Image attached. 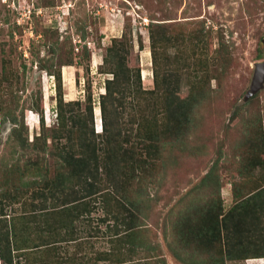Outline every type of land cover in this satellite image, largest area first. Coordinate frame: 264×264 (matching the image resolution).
Masks as SVG:
<instances>
[{"label": "rangeland", "instance_id": "obj_1", "mask_svg": "<svg viewBox=\"0 0 264 264\" xmlns=\"http://www.w3.org/2000/svg\"><path fill=\"white\" fill-rule=\"evenodd\" d=\"M151 28L166 39V42L161 40L158 43L155 38L156 65L152 63L148 37ZM83 32L86 37L81 39ZM70 43L75 47L69 60L66 51ZM165 43L171 44L165 46ZM83 44L90 49L86 57L81 53ZM229 44L232 52L223 66L220 53ZM111 46L118 55L112 59V63L127 65L128 70L124 71V75H128V80L124 79L131 91L126 90L122 94L115 91L105 100L107 131L104 132L100 120L99 94L103 92L104 79L111 77V74L101 73L98 68ZM179 51L183 57H178ZM176 56L178 60L183 58V62H188L190 67L205 64L208 76L201 77L198 85H189L193 83L189 68L176 70L180 90L173 98L187 100L193 94H198L201 88L207 93L204 101L194 107L192 128L185 141H163L153 171L154 182L145 192L149 213L143 215L145 218L140 223V233L148 243L147 247L153 248L144 247L142 252L138 250L127 259L147 257L153 264H198L201 252L177 247L174 242L171 224L177 212H182L191 203L208 200L211 195L214 197L218 188L223 207L228 210L250 192L264 186V80L255 93L243 98L250 86L255 63L264 61V0H0V110L7 117L12 113L17 121L14 132H11L14 126L11 121L0 122V202L7 201L1 192L10 191L16 201L8 210L11 208L17 214L23 213V217H29L30 210L40 213L38 218L41 221H31L27 227L23 219L20 225L24 231L23 237L28 229L25 238L27 245L44 244L42 239H54L50 245L27 250V255L19 258L20 264L107 263L92 260L96 253L109 247L107 227L112 224L111 216L108 221L99 218L115 214L103 211V197L95 195V199L86 198L91 210L83 212L73 224L76 235L82 238L68 247L56 245L59 239L53 235H42L50 220L53 223L57 220L50 218L45 221V210L41 208L47 202L59 203V199L54 200L50 192L60 196L62 189L65 188V192L69 190L66 189L70 185L68 180L74 181L68 178L71 161L65 157L79 143H75L74 137L68 140L66 135L78 134L72 121L78 113L80 118L86 120L85 125L91 127L85 113L88 103L83 100L87 95L85 85L90 86L92 95L94 132L103 134L94 143L97 157L95 175L102 180L100 184L103 187L111 189L106 184L105 172L99 167L103 163L101 154L103 157L106 155L103 152L105 143L101 142L108 130L118 131L116 143L120 142L122 147L118 154L124 149H133L134 143L142 138L133 133L138 131L141 114L146 115L145 108L138 106L140 89H154L153 67L156 66L157 79L161 81L166 73L173 70ZM64 61L71 63L64 64ZM49 63H52V68L60 69L63 101L80 100L73 112L64 114L70 130L63 128L62 135L55 138L51 135L61 126L55 119V81L54 76L47 74L42 67ZM136 71L140 75L141 88ZM4 75L9 77L8 81L2 80ZM254 95L256 97L252 98ZM112 96L117 98L114 102L111 101ZM119 99L121 103H118ZM39 101L45 108V122L52 128H39V117L33 110ZM257 113L260 117L257 124L245 123L247 116L252 118L251 115ZM23 121L27 130L19 127ZM258 124L263 130V147L253 151L245 147L244 135ZM43 132L46 134L42 135ZM36 136L39 137L32 142ZM90 145H85L88 147L85 151L89 154ZM115 147L116 144H113L111 148ZM252 160L259 164L252 166ZM91 161L84 164L89 165V172L86 173L90 174ZM241 163L247 168H241ZM211 167L212 174L202 180ZM98 177L90 179L98 180ZM88 185L82 184L75 196L80 195L82 189L85 195V187L87 194L90 193ZM78 187L75 186L71 193ZM18 188L20 196L13 194ZM33 189L37 195L32 198L30 192ZM249 206L245 218L241 216L236 219L246 227H260L258 235L261 231L264 238V210L256 209L259 212L256 214L255 208ZM259 215L257 223L251 225V219ZM253 231V227L243 231L240 237L243 243L247 236L254 234ZM263 238L259 241H264ZM171 247L180 252L184 250L186 254L181 252L182 255L177 257ZM225 264H245V259H227Z\"/></svg>", "mask_w": 264, "mask_h": 264}, {"label": "trees", "instance_id": "obj_2", "mask_svg": "<svg viewBox=\"0 0 264 264\" xmlns=\"http://www.w3.org/2000/svg\"><path fill=\"white\" fill-rule=\"evenodd\" d=\"M12 34L13 33L11 30L10 35L12 36ZM85 37V33L83 32L81 34V39H84ZM148 37L151 41L150 50L151 57L153 56L152 63L156 65L155 38L157 39L158 43L161 40L166 42V39H163V37H161L158 33H154L153 28L149 29ZM197 40L199 41L198 37ZM165 44V46H168L171 43ZM74 47V44L70 43L66 51L69 60L72 58L71 53L73 52ZM81 48L82 55L85 57L88 56L90 49L87 47V45L83 44ZM231 50L232 48L229 44L226 45L223 51L220 53V60L223 66L225 63H227L232 52ZM116 54L117 52L112 49V46L109 47L105 52L103 62L98 68L99 72L101 73L111 74V77L104 79L103 92L99 94L100 120L103 128L102 130H105L104 132L107 131V109L105 107V100L113 93L115 94V91L117 94H122L124 91L130 89L125 80H128V75H124V73H126L124 71L128 70L126 69L127 65L112 63V59L118 56H116ZM177 54L178 57H183V54L180 51ZM257 55L260 56V54ZM178 57H175L177 60H175L174 66H172L173 70H171L170 73H166V75L162 77L161 81L157 79L156 66L153 67V79L154 83L156 84L154 89H140L141 92L139 95L141 100H139L140 103L138 106L142 107L143 109L145 108L144 110L146 115L142 116L143 114H141L140 120L137 124L138 131H135L134 133L130 131L134 136L139 137V139L142 137L138 141L139 143L136 141V143H134L133 149L132 147L130 149H124L119 155L118 150L122 148L120 142L116 143V141H118L117 137L119 132L108 130L109 133L107 135L105 134L106 136L103 139L104 142L102 141L101 143H105L103 152H106V155L103 157L101 154L103 163L101 165L99 164V167L103 172H105L106 179L103 178V180H108L106 184L111 186V189L108 187H103L104 185L100 184V181L102 180H100V178L95 175V173H97L95 172L97 169V157L94 153V143L96 142V138L98 136L103 137V134L94 132V106L92 105V95L91 90L89 89L90 86L88 84L85 85L87 95L84 96L83 100L88 103L86 108L87 111L85 113L89 117L91 127L88 128L85 125L86 120L84 118H80L78 113L76 118L72 119V121H74V127H77L75 130L78 134L71 136L68 133L66 135L68 140L71 141L73 140L71 138L74 137V139H76L75 143H79L77 147L69 153L70 155L68 154L65 157L67 161H71V168L68 178L74 179V181L68 180L70 184L69 189L72 188L73 190L75 186L79 187L74 193L69 191L71 195L74 194L72 197H70V200L64 199L58 205L54 204L53 202L49 203L48 205L46 203L43 204L41 209L45 210V219L53 218L56 213H63L65 216H67L69 222L73 223V220L75 221L76 219L81 218V214H83V212H90L91 209H88L89 203L85 201L86 198L92 197V199H95L96 197H93L95 195L103 197V200L101 201L103 211H105V213L111 212L115 214L107 216L104 215L103 217L99 218L101 221H108L111 216L110 219H112V224L107 227V239L109 242V247L106 250L96 253L92 257V260L106 261V264H153V261L147 257H140V259L136 260L127 259V256L130 254H136L138 250L142 252L144 247L149 248L147 247L148 243L144 240L140 233V223L145 218L143 215L149 213L145 203V192L147 191V188H149V186L154 182L153 171L157 165L156 159L157 157L158 159L160 157V149L163 146V141H185L184 139H186V136L189 134L192 128V112L194 107H196L198 104L200 105L204 101L207 93L205 89L201 88L199 89L198 94H193L192 96L188 97L187 100L189 101L187 103H185L187 100L173 98L175 93L180 90V78L178 77L176 70L186 67V69L189 68V73L193 79H191L193 83H189V85H198L201 77L203 78L204 75L208 76V70H206L205 64L201 66L199 65L190 67L191 65H187L188 62L184 63L183 58L178 60ZM67 63H71V61H64V64ZM42 67L47 74H52L54 76L56 90L55 119L59 122V126H61L58 130H54L51 137H60L62 135L61 130L63 128L68 127L67 129L70 130L69 127H71L66 125L64 114L69 111L73 112L75 105H78L80 100L63 101L60 69L52 68V63L46 64ZM204 70L206 72L203 74ZM8 79L9 77L6 75L2 77V80L8 81ZM136 79L141 88L140 75L137 71ZM253 97H256V95L252 96V98ZM116 99L117 98L115 96L111 97L112 102H114ZM121 102V99H119L118 103ZM42 105V101H39L38 105L36 104L33 110H35L38 114L39 128L46 130L52 127L50 124L45 122V108H43ZM149 111L151 112V115ZM0 115V122L9 120L14 124L11 132L17 130V121L12 113L7 117L5 114H2L0 110ZM70 117L72 118L73 116ZM251 117L252 118H249V116H247L245 123L248 121L250 123L257 124L256 122H259L260 120L258 113L251 115ZM19 127L21 129L27 130L24 121ZM45 134L46 132L42 133V135ZM262 134L263 130L260 124L255 127H251L250 130L248 129L247 133L244 135V141L246 142L245 147L247 149L251 148L253 151H257V149L262 148ZM129 135L131 134L129 133ZM129 135L126 136L129 137ZM38 137L39 136L34 137L32 142H34ZM120 140H127V138H121ZM44 141H46L45 137ZM113 141L115 143H113ZM22 142L24 141L22 140ZM86 144H91V154L85 151L86 148L88 150V147L85 146ZM113 144H116V149L111 148ZM252 158H254V156L250 159ZM250 159L248 160L249 165L251 164ZM85 160L92 162V167H90L91 174L86 173L89 172V165H84L85 162H87ZM257 164L259 163L255 160H252V166ZM119 166H121L120 170ZM241 168L246 169L247 167L241 163ZM212 171L213 169L211 167L204 175L202 180L206 179L210 174H212ZM93 172L94 175H92ZM91 177L93 179L98 177V180H91ZM96 182L99 184L96 185ZM82 184H89L88 192L90 193L87 194V188L85 187V195L81 193L80 195L75 196V194L79 192V188ZM1 193H3L4 199L6 198L5 200L7 201L3 203L0 202V264H20V261L18 260L19 258H23L27 255V250L33 251L35 249L37 250L42 245H50L52 243L50 241H54V239H42V241L45 242L44 244L40 243L38 245L32 243L31 245H27L25 243V238L28 229L26 230L25 236L23 237L22 233H24V231L22 232L20 225L22 224L23 219L26 220L27 227L30 226L29 224L31 221L34 223H36L37 220L40 221L41 219L38 218L40 213L35 210H30L28 213L29 217H23V213L17 214V212L11 208L8 210V207L13 204L12 202L16 201V198L11 194L10 191L4 190ZM13 194L19 195V188L18 191L13 192ZM30 195H32L33 198V196L37 195V192L33 189L30 192ZM249 205H251L252 208H255L256 214H259L257 210H264V186H260L256 191L250 192L248 196H245L244 199H240V201L236 202L228 210H225L223 207V200L218 188L217 194L214 197L211 195L210 199L208 200L197 202L195 204L191 203L189 204V207L185 208L182 212H177V215L171 224L172 233H174V242L177 244V247L181 246L182 248L185 247L186 249L190 248L191 252H201L198 264H225L227 259L264 257V241H259L261 238H263V234L260 231L258 235L257 230H259L260 227L255 225V223H257L256 221L260 219V215L251 219L250 224L255 225L251 227H246L240 220L236 219L241 218V216L243 219L245 218V215L247 214V211L250 207ZM116 207L117 209L113 211ZM116 212L118 213L116 214ZM120 212L123 213L120 214ZM238 213L239 217H237ZM27 219L29 220L27 221ZM232 219H234V221H232ZM49 224V226L53 228L54 224ZM230 224H232V226ZM33 226L31 228H33ZM252 227L254 234L247 236L245 242L243 243V239L240 238L243 236V231L249 228L252 229ZM232 234L235 236V238L231 239V237H233ZM64 238L65 237L63 236L62 240H64ZM172 250L175 252L174 254H176L177 257L182 255L181 252L186 254L184 250L181 252L175 248H172ZM124 256H126L125 259ZM79 262L81 263V261ZM155 264H157V262H155Z\"/></svg>", "mask_w": 264, "mask_h": 264}, {"label": "crops", "instance_id": "obj_3", "mask_svg": "<svg viewBox=\"0 0 264 264\" xmlns=\"http://www.w3.org/2000/svg\"><path fill=\"white\" fill-rule=\"evenodd\" d=\"M66 189H69V188L66 187ZM69 191L72 192V188H70L67 192H65V188L62 189L60 196L56 195L54 192L51 193V195L54 200L59 199V203H60L64 199L70 200L69 196L71 195V193ZM81 193H83V190L81 191ZM59 203H56V205H58ZM54 218L57 220L55 223H53L51 220L49 222V223L54 224L53 228H51L49 225H46V228H44L42 231V235H45V236L53 235L54 237L59 239V241L55 243L56 245L59 244V245L67 246V247L72 242L79 241L82 238V236H79L78 234L76 235L77 232L73 227L74 220H73V223H70L67 216H65L63 213H58V214L56 213V215L51 219H54ZM46 220L47 219H45V221ZM63 236L65 237L64 240H62ZM248 260L250 261L249 263H247ZM257 261H260V263H257V264H264V257L247 258L245 259V264H253L254 262H257Z\"/></svg>", "mask_w": 264, "mask_h": 264}, {"label": "water", "instance_id": "obj_4", "mask_svg": "<svg viewBox=\"0 0 264 264\" xmlns=\"http://www.w3.org/2000/svg\"><path fill=\"white\" fill-rule=\"evenodd\" d=\"M263 80H264V61H258L255 63L250 86L244 93L243 98L245 99L250 95H252L253 93H255L262 86Z\"/></svg>", "mask_w": 264, "mask_h": 264}]
</instances>
